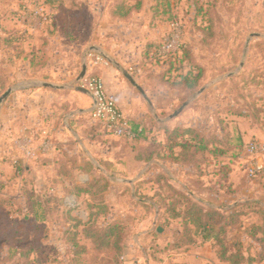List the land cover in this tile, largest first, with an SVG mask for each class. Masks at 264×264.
Returning <instances> with one entry per match:
<instances>
[{
  "label": "rangeland",
  "instance_id": "obj_1",
  "mask_svg": "<svg viewBox=\"0 0 264 264\" xmlns=\"http://www.w3.org/2000/svg\"><path fill=\"white\" fill-rule=\"evenodd\" d=\"M7 1L0 0V15L6 11L10 19L15 15L16 9L8 6ZM24 1L49 5L48 8L46 6L47 9H43V12L52 20L51 25L53 22H60L62 29L70 35L76 33L78 36L79 34L87 36L93 27L105 25H102V20L108 14L114 21L111 25L114 29H118L116 37H119L122 43L131 46L128 52L133 60L123 64L124 69L126 70L128 66L139 69L136 74L137 79L141 83L145 82L147 94L157 106V109L149 108L146 118L147 125L144 127L146 131L143 135L146 137L147 148L153 149L158 142L159 119H165L167 124L180 122L184 112L193 108V111L201 114L200 120H203L205 132H215L220 135L226 132L229 135V147L222 145V149L227 150L226 153L218 157L208 156L209 162L204 166L206 172L204 181L214 182L218 178L215 174L216 160L228 163L231 168L230 179L241 182L243 179L251 178L246 171L253 156L246 153L245 146L254 140L264 141V0ZM127 12L130 13L129 16L126 19L121 18ZM116 20L121 22L115 23ZM172 22L181 25L182 32L178 42L180 46H184V51L180 58L168 63L163 59L157 60L156 53L152 50L157 44L165 41ZM121 30L127 35L126 33L121 35ZM131 32L134 35L130 41ZM252 33L261 35L250 38ZM150 35H154V38L149 39ZM244 54H246L245 58ZM242 61L243 66H241ZM189 71L201 75L200 86L193 94L188 93L186 87L178 86L177 83ZM130 85L138 92L134 85ZM202 87H205V90L197 95ZM141 99L144 100L142 95ZM187 100H191L190 104L178 116L170 118L169 116ZM100 129L102 130V127ZM128 143L135 150L140 146L139 141L131 140ZM131 159L130 154L125 163ZM106 166L109 172L116 173V176H129L133 179V183H121L114 179L109 182L104 194L97 193L96 202L103 201L102 197L110 202L118 199L120 205H124L126 210L122 214L127 224V251L132 258L139 260L140 264H145L141 247L149 249L153 258L156 247L165 246L168 239L172 238V234L180 231L181 221L171 219L164 209L158 212L155 208L159 196L153 198L152 196L157 191L169 194L165 189L159 190L157 184L147 182L148 179L155 178L159 170L157 166L152 167L150 172H147L149 168L144 171L142 166L140 169H134L131 174L113 169L110 164ZM164 169L173 171L175 177L183 184H189L193 180L191 166L172 163L165 165ZM197 179L198 177L195 176V180ZM250 180L257 188L240 192L236 198L232 197L228 200L250 198L256 194L258 188L261 190L259 195L264 196V173ZM195 186L198 189L199 185L195 184ZM64 187L66 190L63 194L75 193L73 185ZM14 188L12 186L8 191H14ZM205 193L202 192L201 196H206ZM22 204L29 209L31 201L26 200V204L25 202ZM52 205L58 210L46 224L49 236L30 229L29 240L41 244V253L31 256L33 264L68 263L67 246L65 247L61 241H67L68 235L64 233L65 229L59 231L58 226L61 219L66 221V212L69 210H65L61 201L53 202ZM184 205L182 209L187 206ZM18 206L20 205L9 206L12 217L16 219L22 218V215L16 213ZM119 209L121 211L122 207L120 206ZM257 219V216L248 214L244 217V222L250 223ZM159 227L162 228L161 232L158 230ZM1 257L0 254V264H12V261L3 262ZM87 258L91 263L108 264V259L104 255H99L93 250L89 252Z\"/></svg>",
  "mask_w": 264,
  "mask_h": 264
},
{
  "label": "crops",
  "instance_id": "obj_2",
  "mask_svg": "<svg viewBox=\"0 0 264 264\" xmlns=\"http://www.w3.org/2000/svg\"><path fill=\"white\" fill-rule=\"evenodd\" d=\"M7 3L12 9H16V13L10 19L6 11L0 15V95L9 87H13L14 91L7 97L0 112V195L26 204V200L29 201L34 192L36 195L53 194L61 199L65 210H70V215L87 221L90 215L97 211L99 202L87 193L65 195L64 186L85 185L92 182L95 176L101 177L102 182H107L108 187L109 182L114 179L121 183H133L129 176H116V173L109 172L106 166L108 164L112 165L113 169L129 174L142 166L144 171L149 168L147 172H150L153 162L139 160L136 155L140 150L148 152L152 150L147 148L143 133L146 131L144 127L147 125L149 108L157 109V106L147 94L145 82L141 83L137 79L139 69L128 66L126 71L144 89L146 96L139 90L134 91L131 82L125 77L123 64L133 60L128 52L131 46L122 43L123 41L116 37L118 29L113 28L111 24L114 21L108 14L102 20V25L105 24L103 27H93L87 36L80 34L78 36L76 33L70 35L63 30L60 22H53L51 25L52 20L44 12L42 15L46 19L30 15V11L37 7L47 9L49 6L46 4L37 5L24 0H8ZM119 22L121 21H115ZM8 24L12 26L6 27ZM121 31V35L126 33L124 30ZM13 32L14 35L10 36ZM133 35L131 32L130 41ZM151 37L154 38V35H150L149 39ZM98 56H101L102 60L95 62ZM85 62H87L85 76L101 77L109 95L124 111L132 126L134 127V123L139 124L141 133L137 138H116L106 136L102 130L101 134L99 131L98 133L92 131L94 123L91 121L90 111L93 107V98L76 89V79ZM44 81L63 85L65 88L34 85ZM141 95L144 100L141 99ZM154 115L158 119V116ZM200 115L191 108L184 112L180 122L167 124L165 119L159 121L171 127L176 125L197 127L205 132ZM158 130L156 145L164 141L165 137L164 131L159 128ZM131 140L139 141L140 146L136 150L128 143ZM44 142L49 144L47 149L41 146ZM32 148L36 150V155L29 157L26 152ZM128 153L132 155V159L125 163ZM65 154L75 156L73 178L58 173L60 159ZM160 164L162 168L165 165H172L171 162ZM233 183L236 186L240 182ZM12 186L15 187L14 191L9 192L8 189ZM255 187L250 181V185L240 192ZM259 193L261 190L258 188L256 194L250 198H258ZM68 198H74L77 205L68 206ZM101 200H103L101 203L108 205L109 208L107 213L98 215L99 223L123 217L122 212L126 209L124 205H120L118 199L110 202L107 198L101 197ZM24 206L22 204L23 215L29 211ZM155 208L158 212L161 211L158 207ZM65 217L66 221L61 219L58 226L61 232L65 229L64 233L72 225L68 216ZM48 221H44L45 224ZM77 239L86 244L89 251H94L93 244L82 233ZM61 241L66 247L67 241ZM127 250L128 246L123 258L124 264H140ZM141 252L145 264H227L217 257L211 242H199L185 248L169 250L161 254L159 261H155L149 254V249L143 246ZM99 255H104L108 259V264H113L111 257L106 253ZM254 264H264V260Z\"/></svg>",
  "mask_w": 264,
  "mask_h": 264
},
{
  "label": "trees",
  "instance_id": "obj_3",
  "mask_svg": "<svg viewBox=\"0 0 264 264\" xmlns=\"http://www.w3.org/2000/svg\"><path fill=\"white\" fill-rule=\"evenodd\" d=\"M129 14L127 12L120 16L126 19ZM12 35L14 32L10 33V36ZM159 45L157 44L152 52L157 53ZM183 51L184 46L179 53L164 58L156 54V59L171 63L180 58ZM177 83L178 86L186 87L188 93L193 94L200 86L201 75L189 71ZM100 127L101 124L94 123L91 128L92 131H97L96 133L99 131L101 134ZM133 128L138 130L140 126L134 123ZM158 128L164 131V141L149 152L138 151L136 158L153 162L151 167L157 166L156 168L163 162L191 166L193 180L189 184H183L175 177L173 171L162 167L157 170L155 178L147 180L157 184L159 190L169 191V194L157 191L152 196V198L159 196L155 206L164 209L171 219L181 221L180 231H175L165 246L156 247L153 259L159 261L161 254L169 250L185 248L199 242H211L217 257L227 264H254L263 261L264 196L228 200L235 198L241 189L249 186L251 178L243 179L235 186L229 177L231 168L228 163L216 160L215 174L218 178L209 183L203 179L206 174L204 166L209 162L208 156L218 157L226 153L227 150H223L222 145L228 146V133L224 132L220 135L215 132H204L197 127L183 125L171 127L166 123H159ZM59 164L58 173L73 178L75 156L65 154ZM195 176L198 177L197 180ZM102 181L101 177L95 176L92 182L75 185L74 192L77 195L87 193L97 200V193L102 194L108 187V183ZM195 184L199 185L198 189ZM204 191L206 196H201ZM30 200L29 211L23 215L21 203L0 195V254L3 262L33 264L31 256L41 253V244L29 240L30 229L34 232H43L46 236L44 221L55 216L54 213L58 208L52 203L60 202L61 199L53 194L36 195L34 192ZM13 204L20 205L16 213L22 215V218L12 217L9 206ZM184 204L187 206L182 209ZM103 212L107 213L108 208L101 202L97 203V211L92 213L87 221H82L77 216L70 215V210L67 211L68 219L72 223L71 228L66 232L68 264H92L86 259V255L90 252L89 248L77 239L80 233L91 241L95 252L106 253L111 257L113 264H124L128 238L126 219L120 217L99 223L98 215ZM248 214H253L258 219L245 223L244 217ZM80 226L81 230H79ZM149 254L151 255V252Z\"/></svg>",
  "mask_w": 264,
  "mask_h": 264
},
{
  "label": "built area",
  "instance_id": "obj_4",
  "mask_svg": "<svg viewBox=\"0 0 264 264\" xmlns=\"http://www.w3.org/2000/svg\"><path fill=\"white\" fill-rule=\"evenodd\" d=\"M42 13L43 10L39 7L30 11L32 17L39 16L46 19ZM181 32V25L178 22H172L170 33L157 49L156 54L158 57L164 58L168 55H174L180 52L183 47L182 45L180 46V43L178 42ZM101 60V56L95 58V62ZM79 84L87 88L93 95L95 103L93 109L90 111V118L94 122L101 124L102 132L105 135L127 139H135L140 135L141 129L135 130L133 128L131 121L124 111L109 95L101 77L95 75L85 76ZM41 146L43 149H47L49 144L48 142H44ZM245 150L249 156H253L249 161V166L246 172L251 178L257 177L264 172V141H251L248 143ZM26 153L27 156L32 157L36 155V150L32 148ZM67 204L70 207H74L77 205V202L74 198H68Z\"/></svg>",
  "mask_w": 264,
  "mask_h": 264
},
{
  "label": "water",
  "instance_id": "obj_5",
  "mask_svg": "<svg viewBox=\"0 0 264 264\" xmlns=\"http://www.w3.org/2000/svg\"><path fill=\"white\" fill-rule=\"evenodd\" d=\"M261 34L259 33H252L250 35V38L255 37V36H260ZM249 43V42H248ZM246 54H244V58H245ZM244 62H241V66H243ZM87 71V62H85L82 66V70L78 76V78L76 79V89L84 92L86 94H89L92 98H93V107H94V103H95V99L93 97V95L91 94V92L85 88L84 86L80 85V81L85 77ZM233 74V73H232ZM230 74V75H232ZM124 75L127 78V80H129V82H131V84H133L144 96H146V93L144 91V89L137 83V81L134 79V77L126 70H124ZM34 85L37 86H44V87H51V88H65V86L63 85H57L55 83L52 82H40V83H35ZM205 90V87H202L198 92L197 95L201 94L203 91ZM14 91L13 87H9L8 89H6L1 95H0V112H1V108L3 103L5 102V100L7 99V97ZM191 100H187L185 101L175 112H173L169 117L170 118H174L176 116H178L189 104H190ZM93 107L91 108V110L93 109ZM159 232L162 231V228L159 227L158 228Z\"/></svg>",
  "mask_w": 264,
  "mask_h": 264
}]
</instances>
